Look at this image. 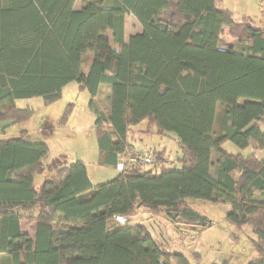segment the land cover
<instances>
[{
  "label": "trees",
  "instance_id": "obj_1",
  "mask_svg": "<svg viewBox=\"0 0 264 264\" xmlns=\"http://www.w3.org/2000/svg\"><path fill=\"white\" fill-rule=\"evenodd\" d=\"M0 1L3 133L39 110L18 100L41 97L47 106L75 81L92 96L99 165L118 169V154L135 148L131 133L143 122L146 135L177 139L181 153L173 163L167 149L145 152L153 164L97 185L77 160L37 187L48 144L26 140L28 130L0 139V264H203L163 249L144 223L112 226L142 206L210 224L192 200L231 206L228 222L256 235L259 256L248 264H264V156L223 149H264V27L236 20L221 0H82L81 9L76 0ZM128 14L142 32L126 43ZM223 34L236 44L221 47ZM102 85L111 91L109 111L95 100ZM22 222L34 224L33 235Z\"/></svg>",
  "mask_w": 264,
  "mask_h": 264
},
{
  "label": "rangeland",
  "instance_id": "obj_2",
  "mask_svg": "<svg viewBox=\"0 0 264 264\" xmlns=\"http://www.w3.org/2000/svg\"><path fill=\"white\" fill-rule=\"evenodd\" d=\"M127 27L132 29L130 15L126 16ZM262 28V27H261ZM110 32H107L109 35ZM224 46L226 37L223 40ZM113 44V38H111ZM235 44V43H233ZM92 56V55H91ZM111 91L104 86L95 100L100 104L102 110L109 111L111 108ZM89 92L79 89L78 83L73 81L62 93V97L53 104L45 106L41 97L18 100L19 106L31 105L39 109L29 120L10 126L6 132L14 133L28 130L26 140L46 142L49 146L48 155L43 160L42 165L35 175L37 187L41 186L45 178L54 173L63 165H71L77 160L82 161L88 171L91 182L94 185L112 180L119 173L118 169L111 166L99 165V148L97 144V133L95 130L96 114L90 108ZM73 103L72 113L68 120L62 123L61 117L66 107ZM217 124L215 125V135L220 133V125L223 116L221 105L217 107ZM0 123V133H3ZM146 127V122L140 123L131 133V141L134 149L152 154L153 150L167 149L170 161L175 163L181 155L180 144L177 139L167 136L152 134L146 135L142 129ZM264 131V127H262ZM223 149L231 153H242L244 155L256 154L258 157L264 156L263 149H254L249 146L242 149L232 142H226ZM218 155L213 150L212 174L215 172V161ZM193 207L203 216L207 217L211 223L205 226L200 224H185L172 221L162 211H150L142 206L136 214L115 216L112 226L117 224L135 225L144 223L152 230L157 243L165 250L181 252L186 257L203 264L213 262L221 264L229 261L231 264H248L259 253L252 243L255 234L248 232L251 229L246 226L243 231H238L225 218L229 205H218L210 201L192 200ZM228 206V207H226ZM25 231L34 234V224L22 222ZM240 237L237 241L235 236ZM196 253L200 254L197 256Z\"/></svg>",
  "mask_w": 264,
  "mask_h": 264
},
{
  "label": "crops",
  "instance_id": "obj_3",
  "mask_svg": "<svg viewBox=\"0 0 264 264\" xmlns=\"http://www.w3.org/2000/svg\"><path fill=\"white\" fill-rule=\"evenodd\" d=\"M1 3L2 2L0 1V4ZM219 6L221 8H227V9L232 10L236 20H238V21L247 20V21L251 22L256 27H264V0H221L219 2ZM74 7H75V9H81L82 8V0H76ZM128 15H130V19L132 22V29L131 28L129 29L127 27L126 18H125V42L126 43H128L129 38L132 35L142 32V26L139 23V21L136 19V17L132 14H128ZM225 31H227V28H225ZM108 32H110L108 36L111 39L112 38V31H108ZM224 37H226L225 44H228L230 46H234L237 42L235 39L229 37L227 34H223L221 36L220 42H219L220 46L223 48H226V46H224V44H223ZM233 43H235V44H233ZM70 83H72V82H70ZM70 83L67 84L63 88V90L67 86H69ZM78 86H79V84H78ZM104 86H106V85H102L101 89H103ZM101 89H100V91H101ZM89 95H90V97H89V100H90L92 96L90 93H89ZM98 95H100V92L98 93ZM16 136H19L18 131L14 132V133H9V132L0 133V139L11 138V137H16ZM226 207H228V206H226ZM230 210L227 209V213ZM248 232L253 233L252 229H248Z\"/></svg>",
  "mask_w": 264,
  "mask_h": 264
},
{
  "label": "built area",
  "instance_id": "obj_4",
  "mask_svg": "<svg viewBox=\"0 0 264 264\" xmlns=\"http://www.w3.org/2000/svg\"><path fill=\"white\" fill-rule=\"evenodd\" d=\"M152 162V158L144 152L136 149L127 150L118 154L117 168L123 170L128 167H135L143 170Z\"/></svg>",
  "mask_w": 264,
  "mask_h": 264
}]
</instances>
